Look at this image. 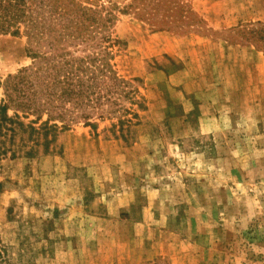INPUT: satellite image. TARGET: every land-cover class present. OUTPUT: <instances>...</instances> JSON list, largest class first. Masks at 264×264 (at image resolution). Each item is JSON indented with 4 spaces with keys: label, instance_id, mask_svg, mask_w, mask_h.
Instances as JSON below:
<instances>
[{
    "label": "rangeland",
    "instance_id": "rangeland-1",
    "mask_svg": "<svg viewBox=\"0 0 264 264\" xmlns=\"http://www.w3.org/2000/svg\"><path fill=\"white\" fill-rule=\"evenodd\" d=\"M46 3L65 12L48 40L95 15L87 36L116 45L78 55L105 48L126 98L0 138V264H264V52L244 34L264 0ZM29 46L0 36V102Z\"/></svg>",
    "mask_w": 264,
    "mask_h": 264
},
{
    "label": "trees",
    "instance_id": "trees-1",
    "mask_svg": "<svg viewBox=\"0 0 264 264\" xmlns=\"http://www.w3.org/2000/svg\"><path fill=\"white\" fill-rule=\"evenodd\" d=\"M64 15L62 8H49L46 0H0V36H16L23 31L36 46L46 41L43 52L29 46L31 67L15 76H9L2 85L0 138L6 139L8 134L11 138L14 135L12 124L19 118L35 116L36 121H40L42 116H46V121L41 125L43 128H56L55 125L48 126L52 119L59 120L66 127L64 120H76L77 116L74 115L80 114L82 108H90L91 114L95 115L102 111L104 102L117 107L116 101L120 97L126 98L121 89L126 88L127 82L116 72L113 56L106 53L105 48L102 52L78 55V49L85 43L88 45L85 51L101 47L100 43L116 45L109 38L102 37L94 43L87 36L92 26L84 27L83 21L95 24V15L91 14V17L85 19L80 15L74 19L81 33L77 29L63 28L55 40L44 37L46 33L53 32L50 29H54L57 22L60 25ZM244 34L264 52V26L257 24ZM71 47L76 50L70 52ZM66 106H71V111ZM8 112L12 113L11 117ZM96 115L102 116V113ZM80 117L88 118L82 113ZM125 122L131 123L130 120ZM17 128H23V125L17 124ZM28 129L34 131L32 127Z\"/></svg>",
    "mask_w": 264,
    "mask_h": 264
}]
</instances>
